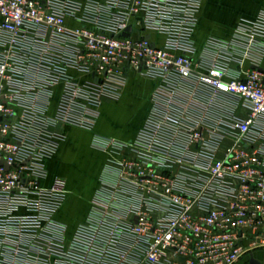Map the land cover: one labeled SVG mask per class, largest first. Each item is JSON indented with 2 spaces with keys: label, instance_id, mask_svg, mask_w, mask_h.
<instances>
[{
  "label": "built area",
  "instance_id": "obj_1",
  "mask_svg": "<svg viewBox=\"0 0 264 264\" xmlns=\"http://www.w3.org/2000/svg\"><path fill=\"white\" fill-rule=\"evenodd\" d=\"M199 8L0 0V264H247L264 251V10L198 54ZM129 75L161 84L131 141L93 136L119 156L64 242L65 187L41 185L64 137L54 128L92 130L90 105Z\"/></svg>",
  "mask_w": 264,
  "mask_h": 264
},
{
  "label": "crops",
  "instance_id": "obj_2",
  "mask_svg": "<svg viewBox=\"0 0 264 264\" xmlns=\"http://www.w3.org/2000/svg\"><path fill=\"white\" fill-rule=\"evenodd\" d=\"M263 10L264 0H200L198 20L192 36L198 54L204 52V45L209 38L231 39L240 23L255 19ZM67 22L72 24L71 21ZM247 68L249 64L243 62L236 71L240 70L238 75H242ZM260 68L264 73V57ZM160 84L159 78L129 75L117 98H101L99 104L90 105L89 110L97 115L92 130L63 124L54 128L64 137L58 142L56 151L43 160L46 177L41 185L48 187L59 180L65 187L66 196L54 214V220L65 227L64 242L70 240L75 228L87 218L91 199L105 166L119 156L114 151L92 148L93 136L119 142L131 141L142 126L152 106L153 93ZM241 105H237L238 116L244 114ZM257 144L264 146V138L258 139ZM66 207L76 217L68 219L73 225L71 233H68L64 224ZM66 233L69 238H66ZM254 254H258L264 264V251H256ZM240 263H245V258Z\"/></svg>",
  "mask_w": 264,
  "mask_h": 264
},
{
  "label": "rangeland",
  "instance_id": "obj_3",
  "mask_svg": "<svg viewBox=\"0 0 264 264\" xmlns=\"http://www.w3.org/2000/svg\"><path fill=\"white\" fill-rule=\"evenodd\" d=\"M64 218H65L64 224L67 226V231H68V233H71L73 225H72V223H70L68 221V219L73 220V219H76V217H75V215H73V212L71 210L67 209V207L64 208ZM68 233H66V236ZM66 238H69V237L67 236ZM239 264H241V263H239Z\"/></svg>",
  "mask_w": 264,
  "mask_h": 264
},
{
  "label": "water",
  "instance_id": "obj_4",
  "mask_svg": "<svg viewBox=\"0 0 264 264\" xmlns=\"http://www.w3.org/2000/svg\"><path fill=\"white\" fill-rule=\"evenodd\" d=\"M129 31H130V28L128 27L125 30V32L122 33V36H127ZM256 68L261 71L260 67H256ZM247 264H261L260 257L258 256V254L249 255L247 259Z\"/></svg>",
  "mask_w": 264,
  "mask_h": 264
}]
</instances>
